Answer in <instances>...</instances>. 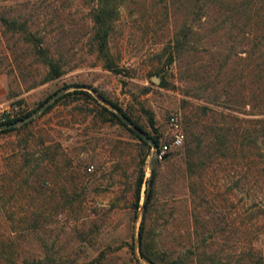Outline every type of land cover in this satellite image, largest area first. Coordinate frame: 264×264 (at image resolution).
I'll return each instance as SVG.
<instances>
[{"label":"rangeland","instance_id":"obj_1","mask_svg":"<svg viewBox=\"0 0 264 264\" xmlns=\"http://www.w3.org/2000/svg\"><path fill=\"white\" fill-rule=\"evenodd\" d=\"M252 1L248 11L210 6L197 17L192 11H155L153 3L161 0L120 4L108 36L117 71L105 67L93 50L86 0H0L9 9L4 13L26 18L28 28L43 35L63 70L43 79L46 68L28 41L0 23V119L33 112L27 128L0 131V245L9 243L15 254L11 260L0 255V264H26L44 249L62 264L85 262L100 249L103 264H151L138 254L137 234L155 147L147 153L101 107L117 114L96 91L151 133L142 107L149 109L160 134L153 204L145 215L150 250L178 264H264V159L244 162L232 156L210 162L204 173L207 193L200 200L188 191L181 153L184 111L199 104L220 108L227 93L252 99L264 84V72L255 73L258 51L249 56L244 51L258 41L255 33L264 32V0ZM182 21L190 29L183 48L174 52L168 39ZM245 21L254 26L246 38L240 28ZM260 43L264 45V34ZM49 102L53 104L42 112ZM253 109L248 103L234 112L243 115ZM27 132L34 134L30 165L51 170L56 163L66 175L70 171L73 200H67L61 188L66 182L58 175L40 183L32 181V173L9 172L10 165L24 163L17 140ZM178 132L181 141L174 143ZM139 167L143 181L139 207L133 211ZM34 170L43 172L37 166ZM36 222L44 224L36 229Z\"/></svg>","mask_w":264,"mask_h":264},{"label":"trees","instance_id":"obj_2","mask_svg":"<svg viewBox=\"0 0 264 264\" xmlns=\"http://www.w3.org/2000/svg\"><path fill=\"white\" fill-rule=\"evenodd\" d=\"M88 3V11L91 19V43L93 50L102 60V64L114 70H119L113 61V58L108 50V36L110 29L113 25L118 11L119 5L127 2L128 0H86ZM262 1V0H259ZM252 0H161V2L156 6L153 3V9L161 11H192L193 16H199V11H205L206 8L210 6L223 7L226 10L238 11H248L250 9V3ZM226 6V7H224ZM229 6V7H228ZM9 11L8 8H3L0 5V23L5 31H11L12 33H19L22 37L28 41L32 52L40 59V61L45 66V74L43 79L52 78L58 76L62 73V67L59 60L53 57L49 51L48 45L44 41L43 35L36 30H31L28 28L27 19H19L14 15L9 13H4ZM185 18V17H183ZM249 20V17H248ZM253 23V21H250ZM249 21L242 22L241 35L243 37H248L251 34V26ZM243 25H245L243 27ZM190 25L185 27L184 21L173 30L170 39H168V45L170 43V48L174 52H179L183 48V44L186 41L188 30ZM263 32V31H262ZM263 33L254 34V39L252 45L244 49L245 53L249 56L250 52L254 50L258 51V59L256 61L255 70L256 74L260 76L264 72V46L259 40ZM259 45V46H258ZM169 59H171V54ZM246 65L242 67L245 69ZM243 69V70H244ZM229 83V80L225 81L224 87ZM74 92H82L90 95L89 92L82 89H74ZM96 94L108 102L112 107L116 108L120 113L126 116L136 127L142 130L149 138V141L145 140L142 136L136 133L131 127H129L125 122H123L117 114L101 105L103 109L108 111L110 115L116 118L124 127H126L139 141L145 146L147 153L149 152L151 146L155 147V155L152 157L153 165L150 167V180L148 182L147 188L145 190V198L142 202V214L138 226L137 234V250L140 257L151 264H178L176 260H163L159 259L151 250L148 242L144 237L145 228V215L147 212L151 211L153 202L151 197L154 191L155 176L157 174L155 163L159 162L157 153L160 147V134L157 131L155 121L151 111L147 108L142 107L145 114L147 124L151 127L152 132H148L135 118L127 113L120 105L115 101L111 100L105 94L100 91H96ZM218 94L213 95L212 98H216ZM226 96V97H225ZM50 97L48 95L44 99L38 101L35 108L41 106ZM93 98V97H91ZM225 100L222 102L223 106L220 108H213L206 104H199L196 107H190L186 112L182 113V129L184 131V139L181 144V153L184 165V173L187 176V188L189 193L198 198L206 196L207 193V182L205 180V170L210 167L209 163L216 159H229L232 156H237L241 161L244 162L253 161L255 159H264V84L260 83L257 87V92L253 95L252 99H247L244 93L239 95H224ZM250 105L254 108L251 112H244L243 115H237L234 111L240 106L245 104ZM53 102L46 103L41 107L42 112H45ZM246 113H252L253 115H246ZM29 114L28 111L20 113L18 115H4L0 119V124L11 122L15 119L22 118ZM31 120L22 123L17 126H2L0 131L12 130L19 127L27 128ZM23 135V134H22ZM33 132H27L22 137L18 138L19 147L22 149L20 153L23 154L24 163L9 166V172L12 174L16 169H19L23 173H32V181L37 180L40 183L47 182L50 176H60L63 182L62 190H65V195L68 201L73 200L72 194L68 193L73 187L74 175L68 171V175L64 170L59 169L55 166L49 170L44 164L30 165V158L27 156L30 154L28 149L30 140H32ZM21 145V146H20ZM17 150V151H16ZM13 155H16L19 149H16ZM22 157V158H23ZM243 166L248 167L246 163H242ZM39 167L43 172H38L34 170ZM251 166V165H250ZM55 169V170H54ZM57 169V171H56ZM61 170V171H60ZM59 172V173H58ZM39 176V177H36ZM43 176V177H40ZM47 180H46V179ZM143 181V170L139 167L133 189V201L131 202V208L136 211L139 207V196H140V186ZM15 182L14 177H10L9 185ZM60 188V189H61ZM60 191V190H59ZM41 193V192H40ZM27 194V193H25ZM40 205V204H39ZM44 222H36L34 227L39 228L38 225L43 226ZM8 245V248L6 247ZM42 246H46L43 241ZM131 252H133V246L130 245ZM0 255L3 258L11 260L15 254L11 251V245L9 243H4L0 245ZM104 258L103 250H98L97 253L92 255L89 260L85 262L73 261L69 264H103L102 260ZM51 256L48 255L47 250L44 249V254L41 257L35 259L31 258L26 264H62L59 261H54Z\"/></svg>","mask_w":264,"mask_h":264},{"label":"water","instance_id":"obj_3","mask_svg":"<svg viewBox=\"0 0 264 264\" xmlns=\"http://www.w3.org/2000/svg\"><path fill=\"white\" fill-rule=\"evenodd\" d=\"M115 110L123 122H125L128 126H130L136 133H138L140 136H142L145 140L149 141L148 136L142 130H140L138 127H136L126 116H124L122 113H120L117 109H115ZM32 117H33V112H30L29 114H27L26 116H24L22 118L15 119V120L8 122V123L0 124V127H2V126H17V125H20L22 123H25V122L31 120ZM164 156H165V154L161 155V157H164Z\"/></svg>","mask_w":264,"mask_h":264},{"label":"built area","instance_id":"obj_4","mask_svg":"<svg viewBox=\"0 0 264 264\" xmlns=\"http://www.w3.org/2000/svg\"><path fill=\"white\" fill-rule=\"evenodd\" d=\"M15 115H17V114H15ZM170 119L172 120V122H173V117H170ZM174 124H175V122H173ZM181 137H182V134L181 133H175L174 134V138H173V142L174 143H179L180 141H181Z\"/></svg>","mask_w":264,"mask_h":264}]
</instances>
